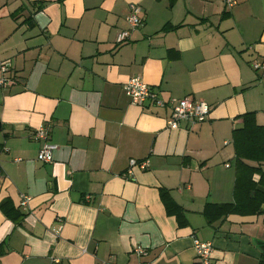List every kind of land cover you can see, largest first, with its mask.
Segmentation results:
<instances>
[{"label": "crops", "instance_id": "1", "mask_svg": "<svg viewBox=\"0 0 264 264\" xmlns=\"http://www.w3.org/2000/svg\"><path fill=\"white\" fill-rule=\"evenodd\" d=\"M235 1L0 0V264H195L194 239L212 264H264V214L203 215L234 202L239 117L264 127V0ZM132 6L143 23L117 44ZM133 77L205 102L206 121L168 129V109L131 104Z\"/></svg>", "mask_w": 264, "mask_h": 264}, {"label": "built area", "instance_id": "2", "mask_svg": "<svg viewBox=\"0 0 264 264\" xmlns=\"http://www.w3.org/2000/svg\"><path fill=\"white\" fill-rule=\"evenodd\" d=\"M227 7H232L236 4L235 0H224ZM141 9L138 6H132L130 13L126 18L129 29L121 32L116 42L122 44L127 41L130 36V32L139 28L143 20L140 17ZM264 67V64H254L255 69ZM0 91L7 89L10 86L11 78V63L4 62L0 64ZM125 94L130 99L132 105L138 107H144L149 105L151 107L168 109L170 111L166 125L168 129L178 130L182 124L197 125L204 123L210 113V107L208 104L202 101L194 100L192 98L164 99L160 94L150 85L144 83L140 78H130L124 85ZM34 139L43 142V146L38 152L37 160L40 163L49 164L53 161L54 146L49 143V129L46 126L39 127L34 135ZM146 170L148 168V162H138L131 160L129 164V170L127 174H131L133 168ZM2 174V166L0 161V177ZM29 198L23 197L20 203L21 207H26ZM193 246L195 250V264H212V252L213 244L210 242H202L198 239L193 240ZM135 252L138 255H145V251L142 249H136Z\"/></svg>", "mask_w": 264, "mask_h": 264}, {"label": "trees", "instance_id": "3", "mask_svg": "<svg viewBox=\"0 0 264 264\" xmlns=\"http://www.w3.org/2000/svg\"><path fill=\"white\" fill-rule=\"evenodd\" d=\"M239 119L242 120V128L235 130L232 135L236 159L234 202L222 205L207 204L203 215L209 225L229 215L264 214V127L256 124L254 113H246ZM162 198L167 212L176 216L179 226H185L187 222L183 211L166 192L162 194ZM1 209L10 216L12 210L7 202L1 204Z\"/></svg>", "mask_w": 264, "mask_h": 264}]
</instances>
